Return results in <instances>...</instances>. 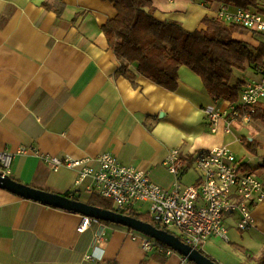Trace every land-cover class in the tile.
<instances>
[{
	"label": "crops",
	"instance_id": "1",
	"mask_svg": "<svg viewBox=\"0 0 264 264\" xmlns=\"http://www.w3.org/2000/svg\"><path fill=\"white\" fill-rule=\"evenodd\" d=\"M151 1L158 20L179 22L190 32L223 7L198 0ZM116 15L115 6L103 0H0V153L12 156L9 168L0 171L38 190L75 193L89 204L94 180L78 182L79 169L55 168L49 158L91 159L97 167L95 158L109 153L172 189L176 178L165 166L172 150H179L185 163L182 184L191 185L198 175L190 183L185 178L195 171V156L227 147L264 183L261 121L222 118L213 131L205 110L230 111L231 103L207 95L201 78L185 66L175 92L123 73L103 32ZM234 37L254 47L264 42V34L251 31ZM240 77L247 84L260 80L253 67ZM242 138L261 143L257 166L250 162L254 158H241ZM22 148L26 153H19ZM146 206L136 211L143 213ZM83 218L0 188V264H195L173 249L171 255L146 252L130 229L112 223L93 221L79 233ZM240 219L239 213L228 214V239L211 236L200 247L217 264H257L263 253L264 200L252 210L247 228L239 227Z\"/></svg>",
	"mask_w": 264,
	"mask_h": 264
},
{
	"label": "built area",
	"instance_id": "2",
	"mask_svg": "<svg viewBox=\"0 0 264 264\" xmlns=\"http://www.w3.org/2000/svg\"><path fill=\"white\" fill-rule=\"evenodd\" d=\"M216 18L227 24L240 25L253 33L264 34V16L256 11L222 7ZM259 75L260 80L245 85L239 102L230 104V111L205 110L213 131L217 130L222 118L251 122V116L264 101V71L260 70ZM26 151L22 148L19 153ZM11 159L10 154L0 153V167L9 168ZM48 161L55 168L65 165L79 169L78 182L92 178V192L110 200L119 213H131L138 205H148V213L155 222L168 230L176 229L183 242L195 249L211 236L228 239L225 217L230 213H239V227L247 228L252 222V210L264 200V183L227 147L201 151L195 156L194 169L198 178L191 185L182 184L185 163L179 150H172L165 161L168 171L176 178L172 189L160 187L151 180L148 172L123 165L109 153L95 158L97 167L91 165V159L68 158L62 162L58 158H49ZM93 221L98 222L84 217L78 232H85ZM129 232L146 252L174 253L146 235Z\"/></svg>",
	"mask_w": 264,
	"mask_h": 264
},
{
	"label": "trees",
	"instance_id": "3",
	"mask_svg": "<svg viewBox=\"0 0 264 264\" xmlns=\"http://www.w3.org/2000/svg\"><path fill=\"white\" fill-rule=\"evenodd\" d=\"M103 1L112 3L117 11L116 17L103 27V32L123 73L134 72L170 92H175L178 88L179 69L185 66L201 78L204 91L211 98L236 104L247 84L242 77H236V73L245 71L247 67H253L258 73L260 70L264 71V42L254 47L235 39L236 33L248 31L240 25L205 17L203 27L190 32L179 22L158 20L151 0ZM198 1L206 6L219 4L230 10H253L264 16V5L258 0ZM252 120L264 124V107L259 105L256 108L251 116ZM242 143L245 151L253 156H257L262 148L257 140L242 138ZM261 159L263 168L264 155ZM243 165L253 172L247 163ZM64 196L79 200L75 193H66ZM89 205L119 213L110 200L96 192L92 193ZM123 214L151 223L183 241L181 236L155 222L149 213L144 215L135 210ZM238 248L245 254L249 253L244 247ZM199 251L210 258L200 248ZM249 256L251 259L250 253ZM256 261L257 264H264V251Z\"/></svg>",
	"mask_w": 264,
	"mask_h": 264
},
{
	"label": "water",
	"instance_id": "4",
	"mask_svg": "<svg viewBox=\"0 0 264 264\" xmlns=\"http://www.w3.org/2000/svg\"><path fill=\"white\" fill-rule=\"evenodd\" d=\"M0 188L28 200L136 231L161 244H164L165 246H168L195 264H217L201 253L198 249H195L184 243L176 235L157 228L151 223L138 220L132 216L112 210L94 207L61 194H53L43 190L35 189L31 186L18 182L1 171Z\"/></svg>",
	"mask_w": 264,
	"mask_h": 264
},
{
	"label": "rangeland",
	"instance_id": "5",
	"mask_svg": "<svg viewBox=\"0 0 264 264\" xmlns=\"http://www.w3.org/2000/svg\"><path fill=\"white\" fill-rule=\"evenodd\" d=\"M236 77H239V78H241L240 77V73L239 72H237L236 73ZM257 124H259L258 126H260L262 129H260L259 131H261L262 132V130H264V124L262 123V122H260V123H257ZM249 126H251L252 128H255V123H251ZM246 155V157L248 158V159H250V158H254L252 161H250V162H252L253 164V166H257L258 164H259V159L256 157V156H253V155H251V154H248L246 151H245V153H243L242 155H241V158H243V156H245ZM253 156V157H252ZM196 172L194 171V170H191L189 173H188V175L186 176V178H185V182L186 183H190L191 181H193L195 178H196ZM255 176H256V174H255ZM142 210V214H144V215H146L147 214V210H148V206H146L144 209H141ZM170 230H172V232H174V233H176V234H179V232L176 230V229H170Z\"/></svg>",
	"mask_w": 264,
	"mask_h": 264
}]
</instances>
